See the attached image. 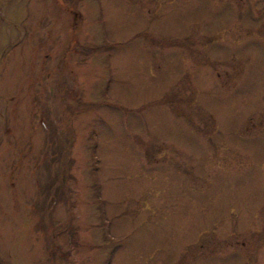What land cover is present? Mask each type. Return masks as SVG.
<instances>
[{
    "label": "rangeland",
    "instance_id": "obj_1",
    "mask_svg": "<svg viewBox=\"0 0 264 264\" xmlns=\"http://www.w3.org/2000/svg\"><path fill=\"white\" fill-rule=\"evenodd\" d=\"M263 168L264 0H0V264H262Z\"/></svg>",
    "mask_w": 264,
    "mask_h": 264
},
{
    "label": "flooded vegetation",
    "instance_id": "obj_2",
    "mask_svg": "<svg viewBox=\"0 0 264 264\" xmlns=\"http://www.w3.org/2000/svg\"><path fill=\"white\" fill-rule=\"evenodd\" d=\"M259 173L264 174V171ZM252 215H254L255 222L257 221L259 223V226H257L258 228L254 227V229L246 231L247 235L243 232V235H241L242 238L239 241L233 237V239H231L232 241L225 239L226 245L231 242L235 247L239 248L236 250L239 251L240 256L242 257H247V254L243 251L245 246H248L251 249L260 250L264 255V205H261L258 208L256 207ZM262 264H264V262Z\"/></svg>",
    "mask_w": 264,
    "mask_h": 264
}]
</instances>
